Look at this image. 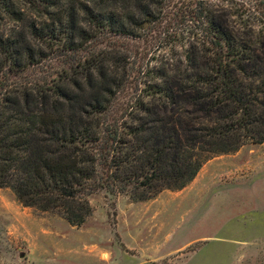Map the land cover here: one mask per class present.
Segmentation results:
<instances>
[{
    "label": "trees",
    "instance_id": "1",
    "mask_svg": "<svg viewBox=\"0 0 264 264\" xmlns=\"http://www.w3.org/2000/svg\"><path fill=\"white\" fill-rule=\"evenodd\" d=\"M149 38L183 52L134 74L116 45ZM263 142L264 0H0V188L24 206L82 226L95 193L147 201Z\"/></svg>",
    "mask_w": 264,
    "mask_h": 264
},
{
    "label": "rangeland",
    "instance_id": "2",
    "mask_svg": "<svg viewBox=\"0 0 264 264\" xmlns=\"http://www.w3.org/2000/svg\"><path fill=\"white\" fill-rule=\"evenodd\" d=\"M119 41L134 74L183 52L169 39ZM51 64L39 70L55 77ZM89 201L92 216L72 226L0 188V264H264V142L211 156L182 190Z\"/></svg>",
    "mask_w": 264,
    "mask_h": 264
}]
</instances>
